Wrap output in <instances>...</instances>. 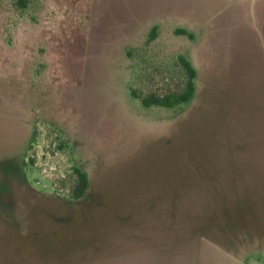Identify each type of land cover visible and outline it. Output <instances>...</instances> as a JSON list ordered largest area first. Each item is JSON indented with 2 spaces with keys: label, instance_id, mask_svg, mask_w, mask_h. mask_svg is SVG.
<instances>
[{
  "label": "rangeland",
  "instance_id": "rangeland-1",
  "mask_svg": "<svg viewBox=\"0 0 264 264\" xmlns=\"http://www.w3.org/2000/svg\"><path fill=\"white\" fill-rule=\"evenodd\" d=\"M133 248L264 264V0H0V264Z\"/></svg>",
  "mask_w": 264,
  "mask_h": 264
},
{
  "label": "trees",
  "instance_id": "trees-1",
  "mask_svg": "<svg viewBox=\"0 0 264 264\" xmlns=\"http://www.w3.org/2000/svg\"><path fill=\"white\" fill-rule=\"evenodd\" d=\"M19 2H20V5L22 7H25L27 5V0H19ZM155 31L156 30L154 28L153 29V33H154L153 36L155 35ZM176 32L178 34H188L189 36H192L191 33H189L187 30L182 29V28L177 29ZM180 60L183 63L184 67L186 68V70L189 74V82L187 85V89L180 94H170V95H166L164 97H144L142 99V102L144 105L151 106V105L157 104V105L166 106V107H173L177 104L187 102L192 98V96L194 94L193 79L196 76V71H195V68L193 67L192 63L185 56H181ZM76 172L78 173L79 180H80L78 190L80 192V195H82L88 186L87 174L85 172L79 170L78 168H76Z\"/></svg>",
  "mask_w": 264,
  "mask_h": 264
},
{
  "label": "crops",
  "instance_id": "crops-1",
  "mask_svg": "<svg viewBox=\"0 0 264 264\" xmlns=\"http://www.w3.org/2000/svg\"><path fill=\"white\" fill-rule=\"evenodd\" d=\"M220 249V248H219ZM146 250H149L148 248H140V249H127L123 250L121 252H105L104 254L109 255L105 256L104 258L97 260L98 263H108V262H115L118 264H154V260L151 259L150 255H146ZM202 249L198 248V254H201ZM224 254L227 256V252L222 249ZM228 257H225L224 261H226ZM219 264H227V262L222 263L218 261ZM229 264H233L231 261Z\"/></svg>",
  "mask_w": 264,
  "mask_h": 264
}]
</instances>
